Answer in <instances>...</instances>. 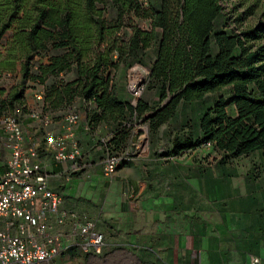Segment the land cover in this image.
I'll list each match as a JSON object with an SVG mask.
<instances>
[{
	"label": "trees",
	"instance_id": "trees-1",
	"mask_svg": "<svg viewBox=\"0 0 264 264\" xmlns=\"http://www.w3.org/2000/svg\"><path fill=\"white\" fill-rule=\"evenodd\" d=\"M228 1L0 0V119L27 115V88L40 86L44 115L78 105L86 133L106 128L103 147L115 156L143 122L153 136L175 131L169 159L208 148L220 155L226 183L242 158L258 156L264 172V0H236L232 19ZM134 65L147 68L153 100L132 105L118 74ZM10 76L15 84L5 86ZM195 178L212 181L200 169ZM250 202L264 233V195Z\"/></svg>",
	"mask_w": 264,
	"mask_h": 264
},
{
	"label": "rangeland",
	"instance_id": "rangeland-1",
	"mask_svg": "<svg viewBox=\"0 0 264 264\" xmlns=\"http://www.w3.org/2000/svg\"><path fill=\"white\" fill-rule=\"evenodd\" d=\"M234 4L238 5L236 0L224 3L228 19L235 17ZM238 10L239 13L244 12L239 7ZM253 22L254 17H248L244 25H252ZM136 75L140 77L137 97L131 92L132 81L136 87ZM147 76V68L140 65L122 68L118 74L121 99L132 105L144 96L153 100L152 94H146ZM3 84H15V79L7 77ZM39 91H43L40 86L27 88L26 102L32 106V113L28 114L40 109L34 98ZM72 111L81 119L84 116L78 105ZM64 115L60 113L51 118L60 122ZM81 125L84 130V123ZM83 132L76 135V140L86 169L71 174L67 166L68 177L62 179L57 188V193L65 201L70 196L65 209L81 216H106L109 199L115 197V210L116 206H121L122 197L131 185L134 190L131 200L153 201L151 204H157L164 216L160 218L163 220L159 222L162 223L159 230L145 228L138 231L132 240L126 232L113 230L107 225V235L104 236L106 248L102 257L82 255L80 261L70 260L69 264H264V233L253 223L258 220L260 225L263 220L258 217L256 207L250 204L252 198L260 202L264 195V172L258 156L232 162L226 172L232 178L226 183L216 168L220 155L208 148L176 160L169 159L167 153L175 131L164 127L153 136L147 125L138 122L122 154L127 158L126 165L108 180L103 176V164L108 156L116 154L104 150L103 145L108 144L111 135L104 128L94 133ZM1 157L3 163L10 158L2 125L0 166ZM199 169L207 171L212 181L196 179Z\"/></svg>",
	"mask_w": 264,
	"mask_h": 264
},
{
	"label": "built area",
	"instance_id": "built-area-1",
	"mask_svg": "<svg viewBox=\"0 0 264 264\" xmlns=\"http://www.w3.org/2000/svg\"><path fill=\"white\" fill-rule=\"evenodd\" d=\"M133 94L139 96V90ZM34 98L40 109L31 118L49 128L52 121L42 111L43 93L37 92ZM80 123V115L69 111L58 135L45 134V146L54 162L68 166L71 174L86 169L76 140ZM1 125L10 158L6 171L0 172V264H51L73 249L90 258L102 257L104 235L95 221L66 210L63 197L50 189L53 176L40 161L38 150L27 146L19 118L4 119ZM84 130L89 129L85 126ZM126 161L123 155L108 156L103 176L111 180Z\"/></svg>",
	"mask_w": 264,
	"mask_h": 264
},
{
	"label": "crops",
	"instance_id": "crops-1",
	"mask_svg": "<svg viewBox=\"0 0 264 264\" xmlns=\"http://www.w3.org/2000/svg\"><path fill=\"white\" fill-rule=\"evenodd\" d=\"M28 106L29 113H32V106L29 102H26ZM19 120L22 124L23 131L26 136L27 146H33L35 147L39 154H40V161L44 163L48 170L51 172L53 178L50 183V189L57 193L59 189H57L59 186L58 184L62 182V179L67 178V166L58 165L54 162L52 155L47 151L45 146V134L48 132H51L54 135H58L60 133V127L62 124V121L60 122H54L51 118V126L49 128L43 127L40 121L34 120L31 118V114L27 115H18ZM82 123H85V117L83 116L81 119ZM58 125V126H57ZM85 125V124H84ZM106 129V128H104ZM78 131V132H77ZM76 131V135L79 136V132H83L85 130L82 129V125L78 127ZM85 134V132H83ZM3 158L1 157V166H0V172L4 173L6 171V165L7 163H3ZM57 189V190H55ZM131 185H128L127 187V194H129V197H125V195L122 197V203L121 206H116L115 210L113 207L116 204L115 197H111L109 199V206H108V212L106 213V216H85L88 219H91L96 222L97 224V230L103 234L104 236L107 235L106 228L107 225L110 226L111 229L115 230L114 228L121 230L122 232H126L125 234L130 235V240L134 239L137 235V232L140 230H143L147 228L148 230H159L158 228L161 227L160 218L163 215L161 210L157 207V204H151L153 201H137L136 198L133 199V192ZM70 198V196H68ZM66 198V201L64 200V207L65 204H68L70 202L69 198ZM135 201V205L133 204ZM151 205V206H150ZM157 205V206H156ZM112 207V209H111ZM114 210L111 212V210ZM103 212V211H102ZM104 214V213H103ZM177 215V214H176ZM179 216H181L179 214ZM145 221V222H143ZM99 224V225H98ZM132 238V239H131ZM80 257L82 258V254L78 249H73L67 254L63 255L60 258H57L54 262L51 264H69L70 260H77L80 261Z\"/></svg>",
	"mask_w": 264,
	"mask_h": 264
},
{
	"label": "bare ground",
	"instance_id": "bare-ground-1",
	"mask_svg": "<svg viewBox=\"0 0 264 264\" xmlns=\"http://www.w3.org/2000/svg\"><path fill=\"white\" fill-rule=\"evenodd\" d=\"M135 80H134V86H136L135 88L133 87V81H132V84H131V92L132 93H135L136 91H137V88H138V86H139V80H140V77L138 76V75H136L135 76V78H134ZM139 83V84H138ZM137 84V85H136Z\"/></svg>",
	"mask_w": 264,
	"mask_h": 264
}]
</instances>
